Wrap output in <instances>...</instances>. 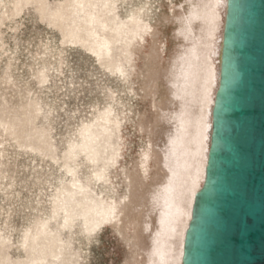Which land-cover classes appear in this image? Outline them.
Instances as JSON below:
<instances>
[{
    "label": "rangeland",
    "instance_id": "374dc122",
    "mask_svg": "<svg viewBox=\"0 0 264 264\" xmlns=\"http://www.w3.org/2000/svg\"><path fill=\"white\" fill-rule=\"evenodd\" d=\"M209 1L0 0V264H60L50 256L62 216L57 199L71 181L67 167H77L81 179L90 174L73 148L96 120L115 114L121 123L123 156L111 174L120 196L129 189L121 171L133 175L139 169L149 142L154 146L149 172L163 175L158 113L179 105L171 99L168 71L177 55L194 45L205 52L210 41L205 22L194 20L184 38L176 17L185 19L192 6ZM113 12L123 21L131 12L144 14L158 34L135 46L134 71L124 77L114 71L125 61L118 43L109 57L93 53L91 35L109 36L103 25L110 26L104 22ZM89 20H96L94 28ZM144 202L135 212L139 224ZM190 220L182 214L174 224L169 239L174 257L184 249ZM59 237L66 244L65 264H150V240L136 224L102 226L88 238L75 227Z\"/></svg>",
    "mask_w": 264,
    "mask_h": 264
},
{
    "label": "bare ground",
    "instance_id": "6f19581e",
    "mask_svg": "<svg viewBox=\"0 0 264 264\" xmlns=\"http://www.w3.org/2000/svg\"><path fill=\"white\" fill-rule=\"evenodd\" d=\"M226 9L227 0H210L207 4L192 6L185 19L176 17L180 24L178 33L184 38L189 36L194 20L205 22L210 41L205 52L194 45L177 55L168 71L171 99L178 100L179 105L177 108L168 105L158 113L163 127L158 165L164 171L163 175L149 172L154 148L149 142L137 164L139 169L133 175L127 170L121 171L122 183L129 189L126 190L128 194L120 196L111 178L123 156L120 121L115 114L106 115L101 123L96 120L85 128L80 146L73 149L82 154L81 159L85 160L83 164L90 174L81 179L77 167H67L71 181L68 186L61 187L57 199L62 216L51 238L55 251L51 250L50 256L52 254L60 264H65L62 249L66 246L59 237L61 230L70 232L77 227L88 238L102 226L120 224V228H124L127 223L138 225L140 231L147 234L151 243L148 250L150 264H182L184 249L174 257L169 239L175 234L174 224L182 214L192 218L195 196L204 184L211 112L220 77V61L214 65L213 57L221 55ZM81 14L78 12L77 15ZM107 22L110 26L103 25V29L109 30V36L96 38L94 33L91 35L95 43L93 53L98 58L109 57L118 43L125 61L118 63L114 71L121 77L127 76L135 68L132 58L135 46L143 45L147 36L156 38L158 34L152 30L146 16L139 12H131L124 21L113 12L104 24ZM88 24L94 28L96 20H89ZM192 105L199 108L197 114L191 111ZM99 186L102 188L98 193L96 188ZM144 201L147 211L139 224L135 212Z\"/></svg>",
    "mask_w": 264,
    "mask_h": 264
},
{
    "label": "water",
    "instance_id": "95a60500",
    "mask_svg": "<svg viewBox=\"0 0 264 264\" xmlns=\"http://www.w3.org/2000/svg\"><path fill=\"white\" fill-rule=\"evenodd\" d=\"M211 119L182 264H264V0H227Z\"/></svg>",
    "mask_w": 264,
    "mask_h": 264
}]
</instances>
